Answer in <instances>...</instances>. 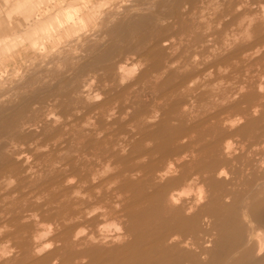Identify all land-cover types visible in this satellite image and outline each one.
<instances>
[{
  "label": "rangeland",
  "instance_id": "1",
  "mask_svg": "<svg viewBox=\"0 0 264 264\" xmlns=\"http://www.w3.org/2000/svg\"><path fill=\"white\" fill-rule=\"evenodd\" d=\"M180 1L182 4L180 6H178V3ZM241 1H242V3L244 2V0H241ZM241 1L237 0V2H239V3H237L236 0H131L129 5L125 8L124 12L119 15V17L116 19V21L111 23L110 25L106 26L103 29V31L100 35L105 36L106 39H103L102 41L100 39H97L94 41L90 40L88 42V44L86 45V47H84V49L82 50V54L80 56H76V58L72 57V56H66V57L62 58L61 59V63L63 64L62 69H56L55 67H53L51 70H49L47 68L37 67L36 69H33L22 82L17 83L12 88L6 89L4 91H0V98L7 96V99H0V118H2V119H0V129H1L0 130V138H1L0 139V146L2 147V145L5 144V142H8V141L13 142L14 141V145H15L16 150L19 149L20 151H22L21 154H19V156L22 157V159H23V160L21 159L19 162V161L13 160L12 157H7L8 159H6V156H8V154H5L6 156L0 155V160L3 156H5V158L3 157L4 162H2V163L0 162L1 163L0 164V179H1L0 180V196H1L0 197V222H1L0 226H4V225L10 226V227L8 226L10 229L9 231H6L2 235H0V242L10 239V240H12V243H14L13 246L16 247V249H18V255L14 256V258H13L14 260L11 259L9 261V264H52V261L56 258H59V257L60 258L58 260V264H77V261H80V260H84L86 262V264H173V263L174 264H223V263L224 264H256V263L257 264H264V259H262V257L256 256L255 247L252 249L249 247H246V244L249 245L247 243V237H248V232H249L248 224H250V220L248 217L249 216L248 210L249 209L251 210L257 206H260V204H262V201H264V166H262V162H264V100H263L264 98L262 96H259L258 93L257 94L255 92L253 93L252 87H251L252 91H250V86L248 87L249 89H247L246 88L247 83H246L245 87L242 86V83L244 85L245 84L244 82H247L250 77L255 76L259 72L264 71V55L260 59H258L259 61H256L255 65H257L258 69L257 68H255V69L249 68V66H248V65H250L253 67L255 62L248 64V62H246V59H243L241 62V57L236 58L233 55L234 49L240 48L241 45H243L244 43H246L249 40L242 38L240 43L238 42V44H237V42L234 43L233 41L228 40L227 36H230L233 33V31L234 32L240 31V29L236 25H238L239 20L244 15H246V13H245L246 10L247 11H256V12L259 11L258 7H256V9H254V10L252 9L253 7L250 8L251 5H253V4L258 5L259 0H249V5L246 6L241 12H237L236 11V6H237L236 3L240 4ZM184 2H186L187 4ZM187 6L189 7V9ZM214 6H217V7H214ZM193 7H195L194 10H190ZM221 10H223V11L221 12ZM193 11H194V13H193ZM234 11H235V13H234ZM142 12L147 14L146 17H148L149 20H151L153 22L156 21V22H155V24L147 26V27L143 26L141 28V30L138 32V34L134 35L130 32L129 26L127 27V25L121 23V20L123 22V19H124L122 16L125 15V16L130 17V18L132 17L131 19H135L137 17V15L142 13ZM189 13H191V15ZM203 16L205 18H203ZM179 20H181V21H179ZM222 22L223 23L226 22L227 24L225 23L222 25ZM263 22H264V20L262 18L257 17V19L254 22L255 25L253 23L252 28H251V30L254 29V31H251L252 32L251 33V35H252L251 40H254L255 38H257V36H261V34L263 35V33H264V31H263L264 30V23ZM160 23H161V25H160ZM169 23H171V24H169ZM259 23H262V24H259ZM116 24H121V25L118 26L119 28L114 32V35H113V33L108 32V31L113 26H115ZM154 25H155V28H153ZM176 25H178V26H176ZM161 26H162V29H161ZM163 26H166V27H163ZM185 27H186V29H185ZM216 27L218 29H216ZM257 27H258V29H257ZM184 29H185V31H184ZM224 30L226 33L224 32ZM166 31H169V32H166ZM171 31H173L174 34ZM182 32H183V34L180 35V33H182ZM160 33H161L162 37H164V35H167L165 37L167 38L168 41H171V42L172 41L178 42V41H180V38H182V44L178 45L177 49L175 50L176 55H173V56H177L179 54V58L181 56V58L183 57V58H188V60L189 59L191 60V64L189 63L188 67H191L193 69L191 70V68H190L187 71L188 78L191 77L194 79H198V77L200 76V78L202 79L201 80L199 78L200 80H195L197 82V83L196 82L195 83L198 86H200V87H198L197 85H195V86H197V89L195 91L192 89L193 87H191L189 90L184 89L183 91H180L181 92L180 94H177L174 96H166V97L163 96L162 98L157 96L159 91H164V89L168 90L171 88V86H172L171 83L176 82L180 78V77H178V75L180 76V73L183 72V69H182V72L178 71V72H176V74H175V72L171 73V75L173 74L171 76L172 78H168L166 81V84L164 82H159V81H162L161 78L160 79H158L157 77L154 78L156 75L155 76L150 75L148 77L146 76L145 78L143 76V78L141 79V81H139L138 84H135L134 86L127 88L126 90L123 89L125 87L123 86V88H122V86L118 82L112 83L109 81L108 82L105 81L107 79V74L102 73L101 80L98 81L94 85V89L100 88L103 92V94H102L103 99L102 100L105 102L103 104V109L101 107L96 108V106L94 107L95 109L94 108L92 109L93 105H95V104H93L94 101H89V102L86 101V103H85V101H83L84 103L80 102V104H81L80 105V104H78L79 102L77 103L75 101L76 98L73 95L72 96L70 95V93H72L71 90H73V88H72L73 86H75L77 84H79V85L82 84L84 79H87L88 76H93L94 74L97 75V72L94 69V67H87L86 69H85V67L89 63H94L96 57L99 56L98 54H101V50L104 51L106 48H108V46H111V47L117 46V48L119 50L116 51L115 55L121 56V58L123 57V59H125L126 57H130L131 55L138 57V58H143L144 56H147V55L149 56V52L146 53L144 50L145 46H147L146 42H149L148 45L151 47L150 49L155 53V54H153V56L156 55V56H154V58L155 59L161 58L164 61L166 58L169 57L168 51L165 50V52L163 53V50H160L162 48L157 46V44L155 46L153 45L155 47V49H152L154 47H152V45H150V42H151V44H153L154 41L149 39V36H150V38L155 37V36H157V34H160ZM198 33H200V34L198 35ZM172 34L174 36H171ZM205 34H206V36H204ZM145 36L148 37V40L144 39ZM138 37H140V39H138V41H137ZM141 37H143V38H141ZM190 37L192 40L189 39ZM133 38H134V40H133ZM169 38H170V40H169ZM129 39H131L132 41ZM214 39H216V40H214ZM226 40H228V43H225ZM128 41L132 42V43H130V45H129ZM134 41H135V43H134ZM115 42L117 43L116 45H115ZM192 43H193V45L191 46ZM95 44H96L97 50L93 51V49H95V48H93V45H95ZM112 44H114V45H112ZM118 44H120V45H118ZM232 44H233V46H232ZM121 45L124 47V50L122 49ZM125 45L126 46L128 45V46L126 47ZM131 45H135V46H131ZM194 45H195V47H194ZM229 45H231V46H229ZM189 46H190V49L188 48ZM90 47H92L93 49L92 48L90 49ZM130 47H132V48H130ZM232 47H233V49H232ZM120 48L123 51H121ZM157 48L159 51L157 50ZM194 48H195V50H194ZM218 48L220 49L219 51H217ZM163 49H164V47H163ZM137 50H139V51H137ZM181 50H183V51H181ZM225 51H226V53H225ZM230 51L232 53H229ZM143 52H145L147 55L143 54V56H139V53H143ZM195 53H197V54L194 55ZM228 55L230 56L231 60H232L231 56L233 55L234 56L233 60H236V61L232 60V62H231V60H229V58H228ZM150 56H152V55H150ZM162 56H163V58H162ZM184 56H186V57H184ZM191 57L192 58L198 57V59L194 60V59H191ZM192 60H194V61L192 62ZM196 62L199 64L198 67L196 66V64H197ZM224 62L226 64H228L227 68H226V65L224 68V65H223V64H225ZM233 62H236V63H233ZM213 63H214V66H212ZM221 63H223V64H221ZM163 64H164V62H163ZM208 64H210V65H208ZM231 64H233V66ZM246 64H247V66H246ZM207 65H208V67L210 66V69H208L207 71H211L210 72L211 74L209 73L208 75L206 74L208 72L204 71L205 69H207V67H206ZM219 65L221 66L220 68H222V66H223V68L226 70V71H223L224 69H221L224 73L220 70V68H218ZM261 65H262V67H261ZM101 66H103V63H101ZM241 66L244 68L247 67L248 71H247V69L245 70L244 68L241 69L242 68ZM204 67H206V68H204ZM235 67H237V68H235ZM198 68H199V70H198ZM229 69L232 71L237 69L238 72L236 71L237 73L236 72L230 73L232 71H230ZM190 70L192 71L191 74H190V72H191ZM243 70H245L247 72V74L249 73L250 75L249 74L247 75ZM228 71H230V72H228ZM184 72H185V70H184ZM241 72L244 73V76H243V73H241ZM216 73H217L218 77H217ZM220 73H222V74H220ZM238 73H240L241 76H239ZM251 73H253V74H251ZM57 74H59V75H57ZM237 74H238V77H236ZM98 75H100V74H98ZM175 75L177 76V79L176 78L173 79V77H175ZM205 75L207 77H204ZM209 75H211V76H209ZM214 75H216V77ZM225 75H230V77L229 76L226 77ZM193 76H195V77H193ZM209 77H211V78H209ZM262 77H264V76H262ZM203 78H206V79H203ZM224 78H227V79L224 80ZM234 78H236V80H233ZM102 81L105 82V84ZM235 81H237L238 83L236 82L234 84ZM74 83H76V84H74ZM106 83H107V85H106ZM22 84H24V86ZM239 84H240V86L244 87L243 90L236 89L237 87L238 88L240 87ZM233 85H238V86H233ZM102 86H104V87H102ZM209 86H211V87H209ZM221 86H223V89H221ZM18 87H20V89H18ZM108 87H110V89ZM14 88H16V89H14ZM22 88L23 89L25 88L24 90H26V91L24 92V90ZM117 89H120L122 91V93L120 92V90L117 91ZM225 89L228 91V93L226 92ZM237 90H240V91L237 92ZM9 93H10V95H9ZM235 93H236V95H234ZM66 94H68V95H66ZM226 94H228V95H226ZM65 96H66V98H65ZM185 96H187V98ZM192 96H194V98ZM215 96H216V98H215ZM179 97H182L185 100V102H187L186 104L189 106L192 104V102L196 104V107L192 110V113H195V114H191V115H187V114L185 115L184 114L185 121L195 123L199 120L203 121L204 119H206V121L211 122V123L207 122L206 125H203V126L196 129L197 131L195 133V136H197V138H196V140L193 141V145L197 148L199 147L197 152H200L202 150L201 149L202 145H204V144L206 145L207 150L204 153L206 155L201 154L200 156H193V157L189 156L188 158L186 156L185 157L186 159L184 161L185 165L177 167L178 173L176 175H173L172 178H169L167 180H163L164 181L163 183L160 181V178L156 179L153 177H150V178L146 177V178L142 179L141 181L136 182V184L133 187H129V189H127V188L124 189L126 198H124L122 200H118L116 197V194L113 191H114V189L119 190L121 188L123 180H119V182L117 181L119 184L114 182V181H108V183L106 184V186H108V187L104 186V189L106 187L105 191L108 192L109 194L105 195V198H103L104 199L103 201L99 200V197L97 198V196H93L92 199H90V201L88 199H86V201H87L86 206H87L88 210L89 211L96 210L95 214L90 216L91 217L90 220H92L94 222H98V223H102V222L106 223V222H109L112 220L117 221L121 217L122 220L120 219V221L123 222L124 225H126V227L128 226V227L133 229L132 238L140 241V244L130 245V246L127 245L123 249L112 248V247H91L90 245H88V248H85V245H83V244L79 245V243L77 241L73 240L72 235H70V234L68 235V233L66 232L67 230L65 229L66 227L69 228L70 226H73L72 223L78 224L81 227H85L86 229L91 228L89 226V224L84 219H83L84 221H82L83 223H81V219H77V221H76V219L71 217L72 214L75 213V209L79 208L77 203H78V201H80V197H82V196H80L82 194H79V196H80L79 197V196H77L78 195L77 193H79V192L75 193L76 191L73 192V190L78 189V191L80 190V192L84 190L85 193H87V194L89 191L88 187L85 186L86 184L85 185L83 183L79 184V182L77 180L79 178H81L82 176H86V174H89L88 173L89 166H92V164L94 165V164L98 163V161H101V160H102V162H104V164H108L109 163L108 161H110L112 163V164L110 163L111 165L115 164L113 167L109 164L108 169H107L108 175L110 176L108 178H111L112 174L114 175L117 170H120L122 167H125V165H127V166L133 165L134 160L131 159V161H130L129 156H134L135 154L134 153L133 154H131V153L130 154H120L117 157L116 155H111V152H109V151H111L109 149V146L107 147L105 145L107 147V148H105L104 144L103 145L99 144L102 148L99 145H95L94 148H93V146L91 147V145L90 146L87 145L86 148L83 147L85 149L82 148L81 150L86 152L87 154H89L91 156H89L88 158H80L76 155L78 152L73 151L74 148L75 147L77 148V146L79 145V141H77L78 139H74V138L75 137L76 138H80V137L82 138V136H85L84 133L81 132V131H83L82 129H84V128H90V127L94 128V127H96V125H97V127H99L100 125L104 126L106 124V121L101 116V113L104 110L105 111L107 110L109 112L111 109L113 110V108L116 110L113 112H117V114L119 116H118V120L116 123H114L112 125L106 124L107 127L109 126L108 128L106 127L107 130L110 131L111 129H114V130H112L113 133L111 132V134H110V136H111L110 138H112L114 140L124 138L125 134L127 135L128 133H130L128 131L131 129L138 131L139 136H141V134L146 132L145 129L148 130V128H146V125H145L146 122L143 120L142 117H140V116H142V113L153 114V112L155 111L154 109H156V107H157L158 101L161 102L162 104H166L167 101H174V100L178 99ZM245 97L247 98L246 100L249 99V101L244 102ZM251 98H252V100H251ZM104 99H107V100H104ZM258 99H259V101L257 102ZM218 100H220V102L221 101L222 102L225 101V102L223 104H222V102L221 103L219 102L217 104L216 102H218ZM106 101H108V102H106ZM241 101H242V103H240ZM254 102H255V104H254ZM59 103H61V104H59ZM76 103L80 106H78ZM95 103H96V101H95ZM74 104H75V106H74ZM230 105H232L231 108H229L228 110L225 109V108H227V106H230ZM72 106L75 107L74 109H72V110H74L73 112L77 113V111H78L77 121H76L77 125H76V123L73 124L75 126V127L72 126L74 128V129L72 128L73 131L69 127H67V129L69 131H64L63 126L56 125L55 127L50 126L51 131H50V127H46V128L40 127L38 132L32 133L27 129V131H25L24 133L23 132L20 133L19 131L16 132L14 130V128H16V127H12L9 123H6V121H5L6 118L9 119L14 115L19 114L21 109H26V116L29 119H31L30 121H32L34 123V120H33L34 117H36L38 114H40V115L42 113L44 114L45 111L47 112L49 109H51V110L53 109V111H54V109H56L55 111H58V110L61 111V109H63L62 111H65V110L67 111V107L72 108ZM104 106H107V107L104 108ZM200 107H201V109H200ZM246 107H249V108H246ZM253 107H255V109ZM98 108H100L101 110ZM222 108H224V110H225L224 112H222V110H223ZM41 109L43 111H41ZM83 109L86 111L85 115H84L85 111ZM86 109H88L89 111ZM245 109H248V110H245ZM94 110H95V112H94ZM117 110H119V111H117ZM220 111L222 112V113H220L221 116L218 115L219 114L218 112H220ZM247 111H248V113H247ZM252 111H254L253 112L254 114L252 113ZM91 112H93V113H91ZM126 112H128V113H126ZM213 112H214L213 118H210V117H212V114H210V113H213ZM215 112H217V116H216ZM27 113H29V114H27ZM71 113H72V111H71ZM224 113H225V115H224ZM125 114L127 115V117H125L126 116ZM88 115L90 116V120L88 119L89 118ZM96 115H99V116H96ZM207 115H211V116H207ZM200 116L201 117L205 116V118L204 119L202 118L203 119L202 120L200 118ZM214 116H216V117H214ZM227 116L230 119L234 118L236 116H239L241 118L243 117V123H240V124L235 126V127H238L240 125V127H238V128H234L232 126L229 127V126L225 125V121L229 120V118ZM93 117L95 119H93ZM99 117H102V118H99ZM120 117H122V118H120ZM130 117H132V119ZM133 118L135 119V121H133ZM80 119L82 120L83 123H81ZM92 119H93V122H92ZM211 119H215V120L213 121ZM95 120L97 123L95 122ZM101 120L103 123L100 122ZM130 120H132V121H130ZM127 121H129V123ZM142 121H143V123L141 124ZM86 122L89 125L91 124L93 127L91 125L89 127ZM134 122H136V124ZM84 123L87 124V127H86V124L84 125ZM138 123H140V124H138ZM98 124H100V125H98ZM116 124H117V126H116ZM122 124H123V127L125 126L124 128L122 127ZM175 124L177 126H179L180 123L177 122ZM83 125H84V127H82ZM128 125L131 127V129L129 128ZM140 125L143 127V129ZM166 125H168V123H166ZM56 128H57V130H56ZM77 129H79V130L77 131ZM53 130H56V131H53ZM58 131H59V133H58ZM117 131H119L121 136L118 134ZM50 132H51V134H50ZM56 133H58V135L60 136L59 141L57 138L58 135ZM114 133L115 134L117 133V135H114ZM63 135H65V137ZM80 135H82V136H80ZM224 135H225V137H224ZM47 136H50V137L52 136L53 139L50 137H47ZM70 136H72V137H70ZM118 136H120V138H118ZM46 137L48 139H46ZM69 138H72V139H69ZM216 138L218 141L215 142L214 139L216 140ZM220 138H222V139H220ZM226 138H229L230 140L225 141ZM23 139H25V140L23 141ZM34 139L36 140V142ZM37 139H38V141H37ZM39 139H41V140H39ZM68 139L70 142L68 141ZM43 140L46 142V143L45 142H43V143L46 144L47 147H46V145H43V144L41 145V141H43ZM51 140H56V143H55V141L51 142ZM63 140L65 142H62ZM204 140H205V142H203ZM17 141H19V143ZM30 141H31V143H30ZM60 141L62 143H60ZM222 141L224 143H222ZM211 142H214V143L211 144ZM231 142H233V145L231 144ZM37 143L38 144L40 143L39 146ZM227 143L231 144V146H230L231 149L229 148L230 151H232L231 154L230 153L228 154V151L226 153L223 151V149H221V147L225 146ZM29 144L31 145V147ZM65 144H67V145H65ZM71 144H73V145H71ZM179 144L180 143L175 144V146L180 147L181 145H179ZM57 145H61V146L58 147ZM64 145H65V147H64ZM212 145H216V146L219 145L218 147L220 148V150L218 152L216 151L217 153L213 152L212 151ZM35 146H38V147L41 146V147H40V149L38 147H36V148H38V149H36ZM43 146L48 148V149L44 148ZM53 147L56 149L54 150ZM60 147H62V148L60 149ZM89 147H91V149ZM43 148H44V150H43ZM50 148H52V151ZM89 149H90V151H89ZM104 149H106V150H104ZM107 149H109L108 153H107ZM162 149L166 150L167 147L158 148V150H155V152L151 153L152 154L151 155L152 160L150 163H153L152 165H154L157 168H159L160 166H163V164H166V162H167V160H163L164 155L162 153L165 154L166 151L165 150L163 151ZM26 150H28V151L26 152ZM57 150L61 151V152H58ZM63 150L67 151V152H64L66 154H64L62 152ZM160 150H161V152H160ZM182 150H183V148L180 149V151H182ZM235 150H237V153ZM92 151H94V153ZM104 151L107 153V155L110 153V155H108V157L110 156L109 158L107 157V155H105L106 153H104ZM49 152H51V153L49 154ZM53 152H55V153H53ZM59 153H61V154L59 155ZM35 155H37V156H35ZM38 155H40V156H38ZM61 155H63V156H61ZM126 155H127V157H126ZM42 156L44 157L43 159H42ZM45 156L46 157L47 156H49V157L53 156V157H52V159L49 157H47V159H46ZM58 157L59 158L61 157L60 160ZM29 158H31V159H29ZM54 158H56V160ZM66 158H67V161L69 160L68 162L66 161ZM98 158H99V160H98ZM110 158H111V160H110ZM117 158H120L119 160H126L127 164L122 163V165L120 164L121 166L120 165L117 166L118 164L114 162ZM234 158H236V159H234ZM25 159L27 162L25 161V163H24ZM34 159H35V161L37 160L36 161L37 163L34 161ZM50 159H51V161H50ZM61 159L63 161H61ZM96 159H97V161H96ZM38 161H39V164H38ZM59 161H60V163H59ZM29 162H30V165H28ZM77 162H78V164H77ZM206 162L207 163L209 162V165ZM12 163H14V164H12ZM22 163H23V165H22ZM48 163H50V164H48ZM3 164H5V166ZM56 164L62 165V167L58 166V165H57L58 166L57 167ZM63 165H64V167L66 166V168H64ZM18 166L20 169H22L21 167L24 168V166H30L31 168L29 167L30 169H26L27 170V172H26V170L24 171V169L20 170L18 168ZM223 166H226V168L229 169V173H228L229 177L226 180H224L225 176L218 178L217 177L218 173L215 172V171H217L218 168L220 169V167H223ZM16 167H17V169H15ZM33 167H34V169H33ZM46 167H48V168H46ZM243 167H244V169H243ZM39 168H40V170H39ZM68 168H69V170H68ZM82 168H84V169H82ZM245 168H247V169H245ZM253 170H254V172H253ZM28 171H29V173H28ZM42 171H45L46 174L43 173ZM63 171L65 173H63ZM33 172H35L36 174ZM40 172H42V176L43 175H46V176L41 177ZM69 172H70V174H69ZM38 173H40V174H38ZM78 173L81 175L79 176ZM199 173H201V174L199 175ZM8 174H10V176ZM64 174H66V176ZM57 175H59V176H57ZM195 175H197L196 177H198V182L206 183V184H208V186H210V190L212 191L210 195L217 197V198H214V200L212 201L211 204H205V206H203V208H201L204 214H207V215L211 214L212 215V211H213V214L217 215L216 216L217 230L212 228V231H210V228H209L210 222H208V221H210V220H208L209 218L205 217V218H203V220L200 219L203 222L202 223L201 221H199L197 219L196 215L193 214L194 211L191 214L186 215L185 213H186L187 208H183L180 206H173L168 201V196L172 191L180 190L183 186L187 185V182L189 180H191ZM5 177H9L8 182L16 179L15 183H13L11 185H9V183H8L6 185L4 183V181H2L3 179L6 180ZM58 178H60V179H58ZM33 179H35V180H33ZM46 179H47V181H46ZM67 179H69V180H67ZM231 180L233 182H231ZM44 181L46 182V184ZM67 181L69 183H67ZM31 182H33V183H31ZM160 182L162 184H160ZM36 183L38 185H36ZM261 184H263V185H261ZM46 185H48V186H46ZM80 185H82V186H80ZM1 186H3V187H1ZM4 186H6V188ZM34 186H36V187H34ZM78 186H79V188H78ZM18 187H20V188H18ZM38 187H40V188H38ZM64 187H66V188H64ZM41 188H42V190H41ZM55 188H56V190H55ZM59 188H60V190H59ZM61 188H62V190H61ZM93 190H95V189H93ZM34 192H36V193L34 194ZM46 192H49V193H46ZM61 192H63V193H61ZM65 192H68L69 194L68 193L65 194ZM13 193H15V194H13ZM54 193H57V194H54ZM72 193H74V195H71ZM219 193H222V194L226 193V195L228 194V196L225 198H223V196H221V198H219L218 197ZM37 194L39 196H37ZM50 194L53 196H51ZM10 195H12V196H10ZM58 195H60V196H58ZM36 196H37V198H36ZM87 196L88 195L85 194V197H87ZM143 196H146V197H143ZM49 198H50V200H49ZM57 198H59V199H57ZM60 198H61V201H60ZM139 198H141V199H139ZM35 199H37V201ZM53 199H55V200L52 202ZM49 201H50V203H49ZM55 201L58 203H56ZM134 201H135V203H134ZM25 202H27V203H25ZM62 202L64 204H62ZM116 202H117V205L120 204L119 207H116ZM229 202H231V203H229ZM7 203H9V204H7ZM32 203H35V204H32ZM48 203L52 204V205L48 207ZM129 203H132V204L129 205ZM23 204H24V206H22ZM96 204H99V205H97L98 207L96 206ZM126 204L129 206H127ZM227 204H229V205H227ZM71 205H72V207H70ZM95 206L97 209L95 208ZM99 206H101V207H99ZM34 207H35V209L37 207L36 211L37 212L39 211L41 213H39V212L36 213V211H34ZM64 207H65V209H64ZM21 208L23 210L26 209V211L24 210L25 213L23 212V210ZM46 208L50 211H48ZM104 209H106V210H104ZM16 210H18V211H16ZM27 210L28 211L30 210V211L28 212ZM47 211L50 213L47 214ZM31 213L37 214L36 216L39 217V221L36 222V220H33L31 217V216H33V214H31ZM117 215H118V217H117ZM243 215H246L248 217L247 223L242 218ZM19 216H22V217H19ZM48 216H50L52 218L49 217L50 218L49 219ZM17 217L19 220H17ZM55 217H57V218L59 217L62 219L60 220L58 218L59 219L58 220ZM217 217H219V218H217ZM229 218H230V220H229ZM2 219H4V220H2ZM5 219H6V221L8 220L9 222L8 221H7V223L2 222V221H5ZM22 220H24V221H22ZM24 222H26L25 223L26 229L24 228L25 227ZM40 222H48V223L55 224L57 226L56 232L58 230L61 231V232L58 231L57 233L55 232L56 234L54 233V236L50 237V239H52L53 241H56L57 244L58 243L59 244H58V246L54 247L52 250L46 252L45 254H47L48 257L46 256L45 258H42V255L40 257L38 256L39 258H37V256H34L32 254V249H33L32 236L37 231H39L38 223H40ZM104 223H102V224H104ZM219 223H221V224H219ZM10 224H12V225H10ZM27 224H29V226ZM232 224H234V225H232ZM220 226H222L224 230ZM63 227H65V228H63ZM232 228H233V231H232ZM61 229H63V231ZM64 229H65V231H64ZM77 229H79V228H77ZM161 229L162 230L166 229V232H168V233L185 232V233H187L188 239L186 240V242L171 243V239L168 237L169 239L163 238V240H161V242L159 244H150V243L145 244V243H143V240L145 237L155 239L157 236L161 235L162 234ZM205 229H206V231H205ZM14 231H16V232H14ZM222 231H224V232H222ZM30 232H31V234H30ZM225 233L227 234L226 236H225ZM231 233H232V235H231ZM235 235H237V236H235ZM230 236H232V237H230ZM234 237H236L237 239ZM241 238H244V239H241ZM234 239H235V242H234ZM190 240H192V241H190ZM217 240H219V241H217ZM220 240H222L223 242ZM231 241H232V243H231ZM239 241H240V243H238ZM155 247H157V248H155ZM205 247H206V249H205ZM199 250H200V252H199ZM205 250H207L208 253ZM210 251H211L212 255L210 254ZM208 255H211V256H208ZM31 257H33V258H31ZM40 258H42V259H40ZM205 258H206V260H205ZM59 261H61V262H59ZM260 261H261V263H260Z\"/></svg>",
  "mask_w": 264,
  "mask_h": 264
},
{
  "label": "bare ground",
  "instance_id": "2",
  "mask_svg": "<svg viewBox=\"0 0 264 264\" xmlns=\"http://www.w3.org/2000/svg\"><path fill=\"white\" fill-rule=\"evenodd\" d=\"M241 1V0H240ZM236 2H237V0H236ZM184 3H186V2H184ZM237 3H239V2H237ZM237 3H236V5H237ZM241 3H242V1H241ZM182 3H181V1L178 3V6H180ZM187 4V3H186ZM189 4V3H188ZM235 5V6H236ZM249 5V4H248ZM194 6V5H193ZM130 7V6H129ZM188 7V6H187ZM186 7V8H187ZM214 7H217V6H214ZM213 7V8H214ZM223 7V6H222ZM225 7V6H224ZM180 8V7H179ZM194 8L195 7H193L192 9H190V10H194ZM250 8H252V7H250ZM129 9V8H128ZM188 9H189V7H188ZM253 10L254 9H256V8H252ZM186 10V9H185ZM223 10H221V12H222ZM187 12V11H186ZM185 12V13H186ZM175 13V12H174ZM192 13V12H191ZM191 13H189L190 15H191ZM193 13H194V11H193ZM234 13H235V11H234ZM244 13V12H243ZM245 13H246V15H249V16H251L253 13H256V11H245ZM187 14V13H186ZM220 14V13H219ZM153 15V14H152ZM234 15V14H233ZM239 15V14H238ZM147 16V14H145V13H140V14H138L137 15V17L135 18V19H131L130 17H127V16H125V15H123L122 17L124 18L123 19V22H122V20H121V23H123V24H125V25H127V27L129 26V30H130V32L132 33V34H134V35H137L138 34V32L141 30V28L143 27V26H150V25H153V24H155V22H153V21H151V20H149L148 19V17H146ZM177 16V15H176ZM195 16V15H194ZM200 16V15H199ZM217 16V15H216ZM245 16V15H244ZM191 17V16H190ZM203 18H205L204 16H203ZM257 19V18H256ZM263 20H264V18H262ZM179 21H181V20H179ZM178 21V22H179ZM224 21V20H223ZM231 21V20H230ZM227 22V21H226ZM225 22V23H226ZM225 23H223L222 22V25L223 24H225ZM228 23V22H227ZM226 23V24H227ZM258 23V22H257ZM264 23V22H263ZM169 24H171V23H169ZM229 24V23H228ZM259 24H262V23H259ZM258 24V25H259ZM121 24H116L115 26H113L108 32H111V33H113V35H114V32L119 28L118 26H120ZM160 25H161V23H160ZM175 25V24H174ZM180 25V24H179ZM211 25V24H210ZM254 25H255V23H254ZM176 26H178V25H176ZM219 26V25H218ZM217 26V27H218ZM237 26V25H236ZM163 27H166V26H163ZM173 27V26H172ZM216 27V29H218ZM153 28H155V25H154V27ZM160 28V27H159ZM200 28V27H199ZM256 28V27H255ZM157 29V28H156ZM161 29H162V26H161ZM160 29V30H161ZM185 29H186V27H185ZM185 29H184V31H185ZM257 29H258V27H257ZM256 29V30H257ZM176 30V29H175ZM178 30V29H177ZM180 30V29H179ZM255 30V31H256ZM181 31V30H180ZM195 31V30H194ZM251 31H254V29L253 30H251ZM259 31V30H258ZM257 31V32H258ZM262 31V30H261ZM264 31V30H263ZM262 31V32H263ZM155 32V31H154ZM166 32H169V31H166ZM173 34H174V32L173 31H171ZM224 32H225V30H224ZM234 32V31H233ZM150 33V32H149ZM203 33V32H202ZM226 33V32H225ZM232 33V32H231ZM252 33V32H251ZM151 34V33H150ZM163 34V33H162ZM171 35V36H174V35ZM181 34H183V32L182 33H180V35ZM200 33H198V35H199ZM109 35V34H108ZM111 35V34H110ZM155 35V34H154ZM202 35V34H201ZM152 36V35H151ZM165 36H167V35H164V37H162V35H161V33L160 34H157V36H155V37H151L150 38V36H149V39H151L152 41H154L153 42V44H151V42H150V45H152V47H154L156 44H157V46H159L160 48H162V49H160V50H163V53L165 52V50L166 51H168V53H169V57L168 58H166L164 61H163V59H161V58H154V56H156V55H154L153 56V54H155L150 48V46L148 45V43L149 42H146L147 43V46H145V48H144V50H145V52L146 53H148L149 52V56L145 53V52H143V53H139V56H143V54H146L147 56H144L143 58H138V57H136L137 58V60H139L141 63H143L144 64V67H143V69H141L140 70V72H139V74L133 79V80H131L128 84H126V85H123L125 88H123V86H122V88L123 89H127V88H130V87H132V86H134L135 84H138L139 83V81H141V79L143 78V76H144V78L147 76H155L154 78H158V79H162V81H159V82H164L165 84H166V81H167V79L168 78H172L171 76L173 75H171V73H174L175 72V74H176V72H178V71H181L182 72V69H183V72L182 73H180V76L178 75V77H180L176 82H173V83H171V88L170 89H168V90H166V89H164V91H159L158 92V97H163V96H174V95H177V94H180L181 92L180 91H183L184 89H190L191 87H189V83L190 82H192V81H195V80H200L201 78H200V76L198 77V79H194V78H188V73H187V71L191 68V67H188L189 66V63L191 64V60L189 61L188 60V58H181V56H180V58H179V54L177 55V56H173V55H176V49H177V47H178V45H181L182 44V38H180V41H178V42H175V41H168L167 40V38L165 37ZM204 36H206V34L204 35ZM209 36V35H208ZM226 36V35H225ZM126 37V36H125ZM184 37V36H183ZM228 37V36H227ZM226 37V38H227ZM141 38H143V37H141ZM225 38V39H226ZM122 39V38H121ZM124 39V38H123ZM138 39H140V37H138L137 38V41H138ZM144 39H147L148 40V37L147 36H145L144 37ZM175 39V38H174ZM173 39V40H174ZM189 39H191V37L189 38ZM213 39V38H212ZM129 40H131V39H129ZM133 40H134V38H133ZM142 40V39H141ZM169 40H170V38H169ZM192 40V39H191ZM214 40H216V39H214ZM220 40V39H219ZM222 40V39H221ZM224 40V39H223ZM121 41V40H120ZM132 41V40H131ZM145 41V40H144ZM164 41H168V44L165 46L164 44H163V42ZM231 41V40H230ZM229 41V42H230ZM241 41V40H240ZM129 42V41H128ZM130 43H132V42H129L128 44L130 45ZM134 43H135V41H134ZM187 43V42H186ZM235 43V42H234ZM240 43V42H239ZM244 43V42H243ZM117 43L115 42V45H116ZM200 44V43H199ZM215 44V43H214ZM238 44V43H237ZM236 44V45H237ZM112 45H114V44H112ZM118 45H120V44H118ZM154 45V46H153ZM193 45V43L191 44V46ZM240 45V44H239ZM122 46V45H121ZM126 46V45H125ZM128 46V45H127ZM126 46V47H127ZM131 46H135V45H131ZM156 46V47H157ZM226 46V45H225ZM232 46H233V44H232ZM163 47H164V49H163ZM194 47H195V45H194ZM197 47V46H196ZM202 47V46H201ZM92 47H90V49H91ZM93 48H95V49H93ZM93 51L94 50H97L96 49V44L95 45H93ZM106 48V47H105ZM130 48H132V47H130ZM189 49H190V46L188 47ZM187 48V49H188ZM216 48V47H215ZM258 48H264V33H263V35L261 34V36H257V38H255L254 40H249V41H247L246 43H244L243 45H241L240 46V48H238V49H234V56L236 57V58H239V57H241V62H242V60L243 59H246V62H248V64H251V63H254V65H253V67L252 66H250V65H248L249 66V68H253V69H255V68H257L258 69V67H257V65H255L256 64V61H259L258 59H260L263 55H264V51H261L260 52V54L259 55H256L255 54V50L256 49H258ZM121 49V48H120ZM122 49L124 50V47L122 46ZM121 49V51H123ZM152 49H155V47L154 48H152ZM226 49V48H225ZM232 49H233V47H232ZM119 49L117 48V46H108V48H106L104 51H102L101 50V54H98L99 56L98 57H96V59H95V61H94V63H89L88 65H86V67H85V69L87 68V67H94V69L96 70V72H97V75L96 74H94L93 76H88V78L87 79H84V81H83V83L82 84H77V85H75V86H73L72 88H73V90H71L72 91V93H70V95L72 96H74L75 98H76V102L78 103V104H80V102H83V101H85V103H86V101H88L89 102V100H87L86 99V94L84 93V91H83V85L85 84V83H87L89 80H91V79H95V81H96V83L98 82V81H100L101 80V75H102V73H106L107 74V79L105 80V81H109V82H112V83H115V82H118V80H119V76H118V73H117V71H116V67H117V64L118 63H120L121 61H123L124 59H123V57L121 58V56H118V55H115V53H116V51H118ZM150 50V51H149ZM157 50H158V48H157ZM156 50V51H157ZM194 50H195V48H194ZM213 50V49H212ZM220 49L218 48V50L217 51H219ZM222 50V49H221ZM227 50V49H226ZM230 50V49H229ZM132 51V50H131ZM136 51V50H135ZM137 51H139V50H137ZM159 51V50H158ZM157 51V52H158ZM181 51H183V50H181ZM100 52V51H99ZM186 52V51H185ZM194 52V51H193ZM119 53V52H118ZM180 53V52H179ZM191 53V52H190ZM222 53V52H221ZM225 53H226V51H225ZM229 53H232L231 51L229 52ZM228 53V54H229ZM197 53H195L194 55H196ZM138 55V54H137ZM150 55H152V56H150ZM181 55V54H180ZM226 55V54H225ZM230 55V54H229ZM228 55V58H229V60H231L230 59V56ZM231 56V58H232V60H233V58H234V56ZM132 56V55H131ZM165 56V55H164ZM187 56V55H186ZM186 56H184V57H186ZM191 56V55H190ZM217 57V56H216ZM224 57V56H223ZM226 57V56H225ZM76 58V57H75ZM162 58H163V56H162ZM80 59V58H79ZM191 59H193L192 57H191ZM219 59V58H218ZM217 59V60H218ZM232 60H231V62H232ZM104 61V62H103ZM164 62V64H163V62ZM194 60H192V62H193ZM219 61V60H218ZM233 61H236V60H233ZM89 62V61H88ZM227 62V61H226ZM101 63H103V66H101ZM197 63V62H196ZM225 63V62H224ZM233 63H236V62H233ZM221 64H223V63H221ZM241 64V63H240ZM174 65V66H173ZM208 65H210V64H208ZM208 65L206 66L207 67V69H205L204 71L205 72H208V73H206L207 75L211 72V71H207L208 69H210V66L208 67ZM224 65V68H225V65H226V68H227V65L228 64H223ZM232 66H233V64H231ZM259 65V64H258ZM263 65V64H262ZM262 65H261V67H262ZM196 66L198 67L199 66V64L197 63L196 64ZM212 66H214V63L212 64ZM243 66V65H242ZM241 66V67H242ZM246 66H247V64H246ZM206 67H204V68H206ZM221 66L219 65V67L218 68H220ZM231 67V66H230ZM202 68V67H201ZM214 68V67H213ZM223 68V66H222V68H220V70L221 69H224ZM229 68V67H228ZM235 68H237V67H235ZM244 67H242L241 69H243ZM193 68H191V70H192ZM245 70L247 69V67L246 68H244ZM184 70H185V72H184ZM190 70V71H191ZM196 70V69H195ZM198 70H199V68H198ZM202 70V69H201ZM230 70V69H229ZM245 70H243L246 74H247V72L245 71ZM252 70V69H251ZM260 70V69H259ZM102 71V72H101ZM222 71V70H221ZM223 71H226L225 69L223 70ZM222 71V72H223ZM230 71H232V70H230ZM230 71H228V72H230ZM237 71V69H235L234 71H232V72H230V73H233V72H236ZM247 71H248V69H247ZM253 71V70H252ZM214 72V71H213ZM238 72V71H237ZM236 72V73H237ZM254 72V71H253ZM256 72V71H255ZM259 72V71H258ZM192 73V71L190 72V74ZM194 73V72H193ZM202 73V72H201ZM224 73V72H223ZM226 73V72H225ZM241 73H243V72H241ZM82 74V73H81ZM98 74H100V75H98ZM189 74V75H190ZM203 74V73H202ZM201 74V75H202ZM205 74V73H204ZM211 74V73H210ZM220 74H222V73H220ZM227 74V73H226ZM229 74V73H228ZM239 74V76H241V74L240 73H238ZM238 74H237V76L236 77H238ZM249 74V73H248ZM247 74V75H248ZM251 74H253V73H251ZM57 75H59V74H57ZM213 75V74H212ZM216 75H217V73H216ZM216 75H214L215 77H216ZM250 75V74H249ZM81 76V75H80ZM196 76V75H195ZM195 76H193V77H195ZM209 76H211V75H209ZM226 77H230V75H225ZM243 76H244V73H243ZM262 76H264V71H262V72H259L257 75H255V76H252V77H250L249 78V80L247 81V82H244L245 84L243 85V83H242V86H246V83H247V89H249L248 87L250 86V91H252L253 90V93L255 92L256 94L258 93V95L259 96H262L263 98H264V92H260L259 91V89H258V85H260V84H262V83H264V79H262V78H264V77H262ZM77 77V76H76ZM82 77V76H81ZM80 77V78H81ZM197 77V76H196ZM204 77H207L206 75L204 76ZM217 77H218V75H217ZM232 77V76H231ZM174 78H176L177 79V76L175 75V77H173V79ZM200 78V79H199ZM209 78H211V77H209ZM233 78V77H232ZM246 78V77H245ZM244 78V79H245ZM99 79V80H98ZM152 79V78H151ZM203 79H206V78H203ZM222 79V78H221ZM225 79H227V78H224V80ZM230 79V78H229ZM66 80V79H65ZM202 80V79H201ZM217 80V79H216ZM233 80H236V78H234ZM156 81V80H155ZM221 81V80H220ZM103 82V81H102ZM196 82V81H195ZM237 81H235L234 82V84L236 83ZM95 83V84H96ZM104 84H105V82H103ZM158 83V82H157ZM197 83V82H196ZM194 84L192 87V89L195 91L196 89H197V84ZM220 83V82H219ZM238 83V82H237ZM27 84V83H26ZM34 84V83H33ZM74 84H76V83H74ZM99 84V83H98ZM102 84V83H101ZM103 84V85H104ZM109 84V83H108ZM160 84V83H159ZM162 84V83H161ZM200 84V83H199ZM228 84V83H227ZM23 86H24V84H22ZM35 85V84H34ZM106 85H107V83H106ZM195 85H197V86H195ZM215 85V84H214ZM163 86V85H162ZM233 86H238V85H233ZM239 86H240V84H239ZM242 86H240L239 88L237 87L236 89H241V90H243L244 89V87H242ZM27 87V86H26ZM102 87H104V86H102ZM107 87V86H106ZM198 87H200V86H198ZM203 87V86H202ZM209 87H211V86H209ZM242 87V88H241ZM251 87L253 88L252 90H251ZM17 88V87H16ZM16 88H14V89H16ZM109 89H110V87H108ZM107 88V89H108ZM115 88V87H114ZM229 88V87H228ZM18 89H20V87H18ZM23 89V88H22ZM21 89V90H22ZM25 89V88H24ZM23 89V90H24ZM121 89V88H120ZM120 89H117V91H119ZM132 89V88H131ZM191 89V90H192ZM221 89H223V86H221ZM235 89V88H234ZM13 90V89H12ZM226 90V89H225ZM19 91V90H18ZM26 90H24V92H25ZM94 91H98V92H100L101 93V95L103 94V92H102V90L100 89V88H98V89H94ZM198 91V90H197ZM240 90H237V92H239ZM245 91V90H244ZM16 92V91H15ZM14 92V93H15ZM21 92V91H20ZM120 92L122 93V91L120 90ZM213 92V91H212ZM220 92V91H219ZM224 92V91H223ZM226 92L228 93V91L226 90ZM236 92V93H237ZM45 93V92H44ZM66 93V92H65ZM236 93L234 94V95H236ZM21 94V93H20ZM69 94V93H68ZM68 94H66V95H68ZM223 94V93H222ZM226 95H228V94H226ZM103 96V95H102ZM112 96V95H111ZM110 96V97H111ZM154 96V95H153ZM245 96V95H244ZM258 96V97H259ZM186 98H187V96H185ZM193 98H194V96H192ZM228 97V96H227ZM226 97V98H227ZM65 98H66V96H65ZM70 98V97H69ZM215 98H216V96H215ZM262 98V99H263ZM63 99V98H62ZM110 99V98H109ZM247 98L245 97V100H244V102L245 101H249V99L248 100H246ZM104 100H107V99H104ZM193 100V99H192ZM242 100V99H241ZM251 100H252V98H251ZM264 100V99H263ZM62 101V100H61ZM158 101V100H157ZM191 101V100H190ZM259 101V99L257 100V102ZM63 102V101H62ZM106 102H108V101H106ZM216 102V101H215ZM214 102V103H215ZM220 102V100H218V102H216L217 104ZM222 102V101H221ZM220 102V103H221ZM225 101H223L222 102V104L224 103ZM76 103V104H77ZM84 103V102H83ZM105 102L103 101V100H101V101H98V102H96L95 103V101H94V103L93 104H95V105H93V107H92V109L96 106V108L97 107H101L102 109H103V104H104ZM187 102H185V100L182 98V97H179L178 99H176V100H174V101H167V103L166 104H162L161 102H159L158 101V103H157V107H156V109H154L155 111L153 112V114H146V113H142V116H140V117H142L143 118V120L146 122L145 123V125H146V128H148V130L147 129H145L146 130V132L145 133H143V134H141V136H139V132L138 131H136V130H133V129H131V127L129 126V128L131 129V130H129L128 132H130V133H128L127 135L125 134V136H124V138H121V139H117V140H114V139H112V138H110L111 136H110V134H111V132H112V130H114V129H111L110 131L109 130H107V128L109 127H107V125H112V124H114V123H116L117 122V120H118V114H117V112H113V111H116L114 108H113V110L111 109L109 112L106 110H104L102 113H101V116L104 118V120L106 121V124L103 126V125H100V124H98V125H100L99 127H97V125H96V127H94V128H91L90 127V125L88 124V126L90 127V128H84V129H82L83 131H81L82 133H84V135L85 136H82V135H80V136H82V138L80 137V138H74V139H78L77 141H79V145L77 146V148L75 147L74 148V150L73 151H76V152H78L76 155L78 156V157H80V158H88L89 156H91V155H89V154H87L86 152H84V151H82L81 149L83 148V147H87V145L88 146H90L91 145V147L93 146V148H94V146L95 145H99V144H104V146L106 145L107 147L109 146V149L111 150V151H109V152H111V155H116L117 157L120 155V154H135L134 156H129L130 158H129V160L131 161V159H133L134 160V163H133V165H131V166H127V165H125V167H122L120 170H117L116 172H115V174L113 175L112 174V177L111 178H108V177H110L109 175H108V172H107V169H108V166H109V164L111 163L110 161H108L107 163L108 164H104V162H102V160L101 161H98V163H96V164H92V166H89V169H88V173L89 174H86V176H82L81 178H79L77 181L79 182V184H81V183H83L85 186H87L88 187V194L87 193H85V191L83 190V191H81L80 192V190L78 191V189H72L73 190V192L74 191H76L75 193H77V192H79V193H77L78 195L77 196H79V194H82V195H80V196H82V197H80V201H78V203H77V205H78V209L76 208L75 209V213H73L72 214V218H74V219H76V221H77V219H81V223H83L82 221H86L88 224H89V226L91 227L90 229H88V234L89 235H93V234H95V235H99V233H98V231H97V229H98V227L102 224V223H104V222H102V223H98V222H94V221H92V220H90V216H88V212H89V210H88V208H87V206H86V199H88L89 201H90V199H92V197L93 196H97V198L99 197V200H104L103 198H105V195L106 194H109L108 192H106L105 191V189H106V187H108V186H106V184L108 183V181H114V182H116V183H118L119 182V180H123V183H122V186H121V188L118 190V189H114V193L116 194V197H117V199L118 200H122V199H124V198H126V195H125V192H124V189L125 188H127V189H129V187H133L135 184H136V182H138V181H141L142 179H144V178H146V177H148V178H150V177H153V178H160L158 175H157V173L158 172H161V171H163V170H165V168H166V166H167V164H168V162L169 161H172L175 165H176V168L177 167H180V166H183V165H185L184 163V161H185V157L187 156V158L189 157V156H191V157H193V156H200L201 154H204L205 152H206V145L204 144V145H202V147H201V151L200 152H197L198 151V148L197 147H195L194 145H193V141L194 140H196V138H197V136H195V133H196V129L197 128H199V127H201V126H203V125H206V123L207 122H209V121H206V119H204L205 118V116L204 117H201L200 116V118L203 120V121H201V120H199V121H197V122H193V123H191V122H187V121H185V119H184V114L186 115H191V114H195V113H192V110L196 107V104L195 103H193L192 102V104L189 106V105H187L186 104ZM240 103H242V101L240 102ZM239 103V104H240ZM59 104H61V103H59ZM77 104V105H78ZM238 104V103H237ZM254 104H255V102H254ZM253 104V105H254ZM257 104V103H256ZM81 105V104H80ZM80 105H78V106H80ZM87 105V104H86ZM107 105V104H106ZM229 105V104H228ZM74 106H75V104H74ZM85 106V105H84ZM115 106V105H114ZM222 106V105H221ZM231 106L232 105H230V106H227V108H225V109H229V108H231ZM107 106H104V108H106ZM150 107V106H149ZM220 107V106H219ZM226 107V106H225ZM250 107V106H249ZM249 107H246V108H249ZM34 108V107H33ZM75 107H73L72 106V108H69V107H67V111L65 110V111H62L63 109H61V111L60 110H58V111H55L56 109H54V111H53V109L51 110V109H49L47 112L45 111V113L43 114H38L36 117H34L33 118V120H34V123L32 122V121H30L31 119H29L27 116H26V109H21V111H20V113L19 114H17V115H14V116H12L11 118H6L5 119V121H6V123H9L12 127H16V128H14V130L16 131V132H20V133H24L25 131H27V129L30 131V132H38L39 131V129H40V127L41 128H43V127H55L56 125H61V126H63L64 128V131H69L68 129H67V127H69V128H73L72 126H74L73 124H75L76 123V125H77V113H78V111H77V113L76 112H73L74 110H72V109H74ZM86 108V107H85ZM109 108V107H108ZM154 108V107H153ZM218 108V107H217ZM252 108V107H251ZM254 109H255V107H253ZM258 108V107H257ZM35 109V108H34ZM95 109V108H94ZM98 109H100V108H98ZM198 109V108H197ZM200 109H201V107H200ZM215 109V108H214ZM223 110H222V112H224L225 110H224V108H222ZM84 110V109H83ZM86 110H88V109H86ZM101 110V109H100ZM121 110V109H120ZM129 110V109H128ZM210 110V109H209ZM245 110H248V109H245ZM41 111H43L42 109H41ZM71 111H72V113H71ZM85 111V110H84ZM89 111V110H88ZM93 111V110H92ZM112 111V112H111ZM117 111H119V110H117ZM141 111V110H140ZM211 111V110H210ZM218 111V110H217ZM94 112H95V110H94ZM129 112V111H128ZM128 112H126V113H128ZM221 111L220 112H218L219 114L218 115H220V113H222ZM254 111H252V113H253ZM85 113H86V111L84 112V115H85ZM90 113V112H89ZM91 113H93V112H91ZM98 113V112H97ZM96 113V114H97ZM119 113V112H118ZM123 113V112H122ZM201 113V112H200ZM207 113V112H206ZM216 113V116H217V112H215ZM230 113V112H229ZM242 113V112H241ZM247 113H248V111H247ZM256 113V112H255ZM27 114H29V113H27ZM158 114V115H157ZM197 114V113H196ZM210 114H212V117H210V118H213V114H214V112L213 113H210ZM254 114V113H253ZM124 115V114H123ZM122 115V116H123ZM126 115V114H125ZM224 115H225V113H224ZM223 115V116H224ZM250 115V114H249ZM96 116H99V115H96ZM207 116H211V115H207ZM216 116H214V117H216ZM221 116V115H220ZM32 117V116H31ZM89 117V118H88ZM88 119L90 120V116L88 115ZM102 117H99V118H102ZM124 117V116H123ZM125 117H127V115L125 116ZM136 117V116H135ZM153 117H155V119H152ZM228 117V116H227ZM86 118V117H85ZM120 118H122V117H120ZM129 118V117H128ZM131 119H132V117H130ZM188 118V117H187ZM195 118V117H194ZM229 118V117H228ZM0 119H2V118H0ZM83 119V118H82ZM93 119H95L94 117H93ZM93 119H92V122H93ZM98 119V118H97ZM125 119V118H124ZM127 119V118H126ZM226 119V118H225ZM230 119V118H229ZM232 119V118H231ZM81 120V119H80ZM86 120V119H85ZM121 120V119H120ZM128 120V119H127ZM198 120V119H197ZM211 120H215V119H211ZM242 120H243V117H242ZM88 121V120H87ZM130 121H132V120H130ZM133 121H135V119L133 118ZM137 121V120H136ZM95 122H96V120H95ZM100 122H102V120L100 121ZM125 122V121H124ZM128 123H129V121H127ZM138 122V121H137ZM177 122H179L180 124H179V126H177L175 123H177ZM199 122V123H198ZM81 123H83L82 122V120H81ZM80 123V124H81ZM86 123H84V125L86 124ZM97 123V122H96ZM99 123V122H98ZM103 123V122H102ZM133 123V122H132ZM131 123V124H132ZM135 124H136V122H134ZM143 123V121L141 122V124ZM166 123H168V125H166ZM209 123H211V122H209ZM87 124H86V127H87ZM125 124V123H124ZM138 124H140V123H138ZM84 125L82 126V127H84ZM126 125V124H125ZM213 125V124H212ZM226 125V124H225ZM92 126V125H91ZM116 126H117V124H116ZM141 126V125H140ZM224 126V125H223ZM51 127H50V131H51ZM75 127V126H74ZM80 127V126H79ZM93 127V126H92ZM107 127V128H106ZM122 127H123V124H122ZM125 127V126H124ZM123 127V128H124ZM127 127V126H126ZM142 127V126H141ZM205 127V126H204ZM229 127H231V126H229ZM238 127H240V125L238 126ZM238 127H234V128H238ZM44 128V129H45ZM118 128V127H117ZM122 128V129H123ZM128 128V127H127ZM59 129V128H58ZM62 129V130H63ZM66 129V130H65ZM74 129V128H73ZM73 129H72V131H73ZM116 129V128H115ZM119 129V128H118ZM121 129V128H120ZM142 129H143V127H142ZM1 130V129H0ZM56 130H57V128H56ZM56 130H53V131H56ZM60 130V129H59ZM79 129H77V131H78ZM233 130V129H232ZM116 131V130H115ZM123 131V130H122ZM141 131V130H140ZM234 131V130H233ZM10 132V131H9ZM8 132V133H9ZM15 132V133H16ZM41 132V131H40ZM118 132V134L120 135V133H119V131H117ZM227 132V131H226ZM230 132V131H229ZM58 133H59V131H58ZM58 133H56L57 135H58ZM113 133V132H112ZM231 133V132H230ZM50 134H51V132H50ZM49 134V135H50ZM55 134V135H56ZM67 134V133H66ZM71 134V133H70ZM78 134V133H77ZM200 134V133H199ZM42 135V134H41ZM69 135V134H68ZM79 135V134H78ZM114 135H117V133L115 134L114 133ZM64 137H65V135H63ZM67 136V135H66ZM74 136V135H73ZM76 136V135H75ZM121 136V135H120ZM120 136H118V138H120ZM122 136V137H123ZM47 137H50V136H47ZM46 137V139H48ZM59 135H58V141H59ZM62 137V136H61ZM70 137H72V136H70ZM78 137V136H77ZM224 137H225V135H224ZM223 137V138H224ZM50 138H52L53 139V137L51 136ZM1 139V138H0ZM32 139V138H31ZM36 139V138H35ZM34 139V140H35ZM56 139V138H55ZM66 139V138H65ZM69 139H72V138H69ZM69 139H68V141H69ZM220 139H222V138H220ZM219 139V140H220ZM3 140V139H2ZM17 140V139H16ZM25 139H23V141H24ZM39 140H41V139H39ZM226 140H230L229 138H226L225 139V141ZM33 141V140H32ZM37 141H38V139H37ZM48 141V140H47ZM53 141H55V143H56V140H51V142H53ZM67 141V140H66ZM75 141V140H74ZM76 141V142H77ZM214 141L216 142V141H218L217 140V138H216V140L214 139ZM18 143H19V141H17ZM16 142V143H17ZM35 142H36V140H35ZM43 142H45L44 140L43 141H41V145L43 144V145H46V144H44ZM62 142H65L64 140L62 141ZM61 141H60V143H62ZM70 142V141H69ZM203 142H205V140L203 141ZM17 143V144H18ZM22 143V142H21ZM30 143H31V141H30ZM46 143V142H45ZM58 143V142H57ZM59 143V144H60ZM68 143V142H67ZM178 143H180L179 145H181L180 147L179 146H175V144H178ZM210 143V142H209ZM212 143H214V142H211V144ZM222 143H224L223 141H222ZM237 143V142H236ZM35 144V143H34ZM38 144V143H37ZM40 144V143H39ZM39 144H38V146H39ZM75 144V143H74ZM210 144V145H211ZM231 144L233 145V142H231ZM231 144L230 143H227L225 146H223V147H221V149H223V151L224 152H226L227 153V151H228V154L230 153L231 154V152L232 151H230V149H231ZM30 145V144H29ZM54 145V144H53ZM62 145V144H61ZM61 145H57L58 147L59 146H61ZM65 145H67V144H65ZM65 145H64V147H65ZM71 145H73V144H71ZM243 145V144H242ZM22 146V145H21ZM20 146V147H21ZM24 146V145H23ZM38 146H35V148L36 147H38ZM100 146V145H99ZM105 146V148H107ZM199 146V145H198ZM219 146V145H218ZM218 146H216V145H212V151L213 152H218L219 150H220V148L218 147ZM17 147V146H16ZM30 147H31V145H30ZM41 147V146H40ZM40 147H38L39 149H40ZM44 147V146H43ZM46 147H47V145H46ZM46 147H44V148H46ZM51 147V146H50ZM70 147V146H69ZM73 147V146H72ZM91 147H89L90 149H91ZM101 147V146H100ZM163 147H167V149L165 150L166 152H165V154L164 153H162L163 155H164V157H163V160H167V162H166V164H163V166H160L159 168H157V167H155L154 165H152L153 163H150L151 162V160H152V158H151V153H153V152H155V150H158V148H163ZM208 147V146H207ZM22 148V147H21ZM38 148H36V149H38ZM44 148H43V150H44ZM54 148V147H53ZM62 147H60V149H61ZM85 148H83V149H85ZM102 148V147H101ZM181 148H183V150L182 151H180V149ZM230 148V149H229ZM46 149H48V148H46ZM51 149V151H52V148H50ZM56 148H54V150H55ZM59 149V150H60ZM67 149V148H66ZM90 149H89V151H90ZM109 149H107V153H108V150ZM218 149V150H217ZM103 150V149H102ZM104 150H106V149H104ZM163 150V149H162ZM163 150V151H164ZM28 150H26V152H27ZM47 151V150H46ZM58 151V150H57ZM72 151V152H73ZM87 151V150H86ZM236 151V153H237V150H235ZM21 152L22 151H20L19 149L18 150H16V148H15V145H14V141L13 142H5V144H3L2 145V147L0 146V155H5V154H8V156H6V159H8L7 157H12L13 158V160H16V161H19L20 162V160L22 159V157H20L19 156V154H21ZM35 152V151H34ZM43 152V151H42ZM41 152V153H42ZM48 152V151H47ZM56 152V151H55ZM55 152H53V153H55ZM58 152H61V151H58ZM63 153L64 152H67V151H65V150H63L62 151ZM93 153H94V151H92ZM97 152V151H96ZM160 152H161V150H160ZM159 152V153H160ZM187 152V153H186ZM216 152V153H217ZM248 152V151H247ZM46 153V152H45ZM44 153V154H45ZM51 152H49V154H50ZM104 153H106L105 151H104ZM107 153L105 154V155H107ZM43 154V153H42ZM47 154V153H46ZM48 154V155H49ZM61 153H59V155H60ZM64 154H66V153H64ZM63 154V155H64ZM211 154V153H210ZM233 154V153H232ZM63 155H61V156H63ZM93 155V154H92ZM108 155H110V153L108 154ZM108 155H107V157H108ZM204 155H206V154H204ZM5 156H3L4 158H5ZM27 156V155H26ZM35 156H37V155H35ZM38 156H40V155H38ZM44 156V155H43ZM42 156V159L44 158ZM50 156V155H49ZM49 156H47V157H49ZM115 156V157H116ZM3 157L1 158V160H0V162L2 163V162H4V159H3ZM46 157V156H45ZM47 157H46V159H47ZM52 157L53 156H51V157H49V158H51L52 159ZM110 157V156H109ZM108 157V158H109ZM126 157H127V155H126ZM162 157V156H161ZM209 157V156H208ZM28 158V157H27ZM59 158V157H58ZM61 158V157H60ZM60 158H59V160H60ZM106 158V157H105ZM210 158V157H209ZM29 159H31V158H29ZM36 159V158H35ZM35 159H34V161H35ZM45 159V160H46ZM51 159H50V161H51ZM55 160H56V158H54ZM65 159V158H64ZM76 159V158H75ZM120 158H117L114 162L115 163H117L118 165L117 166H119L120 164L122 165V163L123 164H127V162H126V160H119ZM124 159V158H123ZM190 159V158H189ZM234 159H236V158H234ZM12 160V159H11ZM23 160V159H22ZM28 160V159H27ZM72 160V159H71ZM88 160V159H87ZM98 160H99V158H98ZM110 160H111V158H110ZM25 161H26V159L24 160V163H25ZM30 161V160H29ZM37 161V160H36ZM35 161V162H36ZM41 161V160H40ZM61 161H63L62 159H61ZM66 161H67V158H66ZM69 161V160H68ZM67 161V162H68ZM96 161H97V159H96ZM208 161V160H207ZM259 161V160H258ZM9 162V161H8ZM27 162V161H26ZM33 162V161H32ZM56 162V161H55ZM66 162V163H67ZM75 162V161H74ZM113 162V161H112ZM113 162V163H114ZM210 162V161H209ZM209 162L207 163L208 165H209ZM0 163V164H1ZM17 163V162H16ZM37 163V162H36ZM35 163V164H36ZM59 163H60V161H59ZM64 163V162H63ZM62 163V164H63ZM76 163V162H75ZM257 163V162H256ZM12 164H14V163H12ZM11 164V165H12ZM34 164V165H35ZM38 164H39V161H38ZM45 164V163H44ZM48 164H50V163H48ZM77 164H78V162H77ZM112 164V163H111ZM110 164V165H111ZM129 164V163H128ZM191 164V163H190ZM225 164V163H224ZM4 166H5V164H3ZM7 165V164H6ZM20 165V164H19ZM22 165H23V163H22ZM28 165H30V162L28 163ZM47 165V164H46ZM58 164H56V166H57ZM91 165V164H90ZM115 164H113V165H111L112 167L114 166ZM120 165V166H121ZM8 166V165H7ZM58 166H61L62 167V165H58ZM57 166V167H58ZM72 166V165H71ZM81 166V165H80ZM235 166V165H234ZM237 166V165H236ZM30 166H24V168L23 167H21L22 169H24V171L26 170V169H30L29 168ZM40 167V166H39ZM63 167H64V165H63ZM79 167V166H78ZM111 167V168H112ZM233 167V166H232ZM231 167V168H232ZM254 167V166H253ZM2 168V167H1ZM5 168V167H4ZM18 168H19V166H18ZM37 168V167H36ZM46 168H48V167H46ZM50 168V167H49ZM64 168H66V166L64 167ZM77 168V167H76ZM80 168V167H79ZM230 168V169H231ZM15 169H17V167L15 168ZM20 169V168H19ZM22 169H20V170H22ZM33 169H34V167H33ZM73 169V168H72ZM78 169V168H77ZM82 169H84V168H82ZM116 169V168H115ZM207 169V168H206ZM217 169V168H216ZM243 169H244V167H243ZM245 169H247V168H245ZM14 170V169H13ZM32 170V169H31ZM39 170H40V168H39ZM68 170H69V168H68ZM76 170V169H75ZM114 170V169H113ZM221 170H223V171H225V173H226V175H225V177L224 176H217L218 178H221V177H224V180H226L228 177H229V169L228 168H226V166H223V167H220V169L218 168L217 169V171H215L216 173H219ZM7 171V170H6ZM30 171V170H29ZM29 171H28V173H29ZM65 171V170H64ZM63 171V173H65ZM232 171V170H231ZM26 172H27V170H26ZM31 172V171H30ZM43 173H45V171H42ZM42 172H40L41 173V177H45L46 175H43L42 176ZM59 172V171H58ZM68 172V171H67ZM253 172H254V170H253ZM252 172V173H253ZM4 173V172H3ZM9 173V172H8ZM33 173H35V172H33ZM32 173V174H33ZM40 173H38V174H40ZM48 173V172H47ZM82 173V172H81ZM31 174V175H32ZM36 174V173H35ZM46 174V173H45ZM51 174V173H50ZM49 174V175H50ZM68 174V173H67ZM69 174H70V172H69ZM68 174V175H69ZM79 174V173H78ZM190 174V173H189ZM201 173H199V175H200ZM9 176H10V174H8ZM65 176H66V174H64ZM67 175V176H68ZM81 174H79V176H80ZM247 175V174H246ZM14 176V175H13ZM12 176V177H13ZM20 176V175H19ZM37 176V175H36ZM39 176V175H38ZM57 176H59V175H57ZM70 176V175H69ZM68 176V177H69ZM73 176V175H72ZM172 176L173 175H170L169 177H167V178H165L164 180H167V179H169V178H172ZM191 176V175H190ZM197 175H195V177H196ZM11 177V178H12ZM21 177V176H20ZM177 177V176H176ZM6 178V180H4L3 178V180L2 181H4V183L7 185L9 182V177H5ZM36 178V177H35ZM64 178V177H63ZM95 178V179H94ZM13 179V178H12ZM38 179V178H37ZM58 179H60V178H58ZM57 179V180H58ZM73 179V178H72ZM75 179V178H74ZM1 180V179H0ZM16 179H14L13 181H15ZM21 180V179H20ZM33 180H35V179H33ZM49 180V179H48ZM66 180V179H65ZM67 180H69V179H67ZM237 180V179H236ZM46 181H47V179H46ZM118 181V182H117ZM35 182V181H34ZM45 182V181H44ZM164 182V181H163ZM162 182V183H163ZM185 182V181H184ZM231 182H233L232 180H231ZM262 182V181H261ZM31 183H33V182H31ZM42 183V182H41ZM56 183V182H55ZM65 183V182H64ZM67 183H69L68 181H67ZM115 183V184H116ZM161 182H160V184H162ZM188 183V182H187ZM199 183H201V182H199ZM227 183V182H226ZM260 183V182H259ZM2 184V183H1ZM18 184V183H17ZM43 184V183H42ZM45 184H46V182H45ZM44 184V185H45ZM50 184V183H49ZM114 184V185H115ZM119 184V183H118ZM204 186H205V189H206V192H207V199H206V201L203 203V204H201V205H199V206H197L196 207V209H195V211H194V213L193 214H195L196 215V217H197V219L199 220V221H201L200 219H202L203 220V218H205V217H207V218H209L208 220H210V221H208V222H210V224H209V228H210V231H212V228L213 229H215V230H217V227H216V224H217V219H216V216L217 215H215V214H213V211H212V215L210 214V215H207V214H204L203 213V211H202V209L201 208H203V206H205V204H211L212 203V201L214 200V198H217L216 196H212V195H210L211 194V190H210V186H208V184H206V183H202ZM36 185H38L37 183H36ZM65 185V184H64ZM121 185V184H120ZM221 185V184H220ZM261 185H263V184H261ZM41 186V185H40ZM46 186H48V185H46ZM51 186V185H50ZM54 186V185H53ZM63 186V185H62ZM80 186H82V185H80ZM104 186H106L105 187V189H104ZM255 186V185H254ZM1 187H3V186H1ZM5 188H6V186H4ZM34 187H36V186H34ZM71 187V186H70ZM110 187V186H109ZM116 187V186H115ZM154 187V186H153ZM18 188H20V187H18ZM38 188H40V187H38ZM64 188H66V187H64ZM76 188V187H75ZM78 188H79V186H78ZM123 188V189H122ZM157 188V187H156ZM68 189V188H67ZM93 189H95V190H93ZM108 189V188H107ZM253 189V188H252ZM41 190H42V188H41ZM47 190V189H46ZM55 190H56V188H55ZM54 190V191H55ZM59 190H60V188H59ZM61 190H62V188H61ZM66 190V189H65ZM157 190V189H156ZM260 190V189H259ZM7 191V190H6ZM35 191V190H34ZM51 191V190H50ZM155 191V190H154ZM12 192V191H11ZM39 192V191H38ZM43 192V191H42ZM56 192V191H55ZM151 192V191H150ZM250 192V191H249ZM36 192H34V194H35ZM46 193H49V192H46ZM61 193H63V192H61ZM68 192H65V194H67ZM154 193V192H153ZM6 194V193H5ZM8 194V193H7ZM13 194H15V193H13ZM39 194V193H38ZM37 194V196H39ZM54 194H57V193H54ZM60 194V193H59ZM69 194V193H68ZM85 194L86 195H88L87 197H85ZM51 195V194H50ZM71 195H74V193H72ZM145 195V194H144ZM148 195V194H147ZM7 196V195H6ZM9 196V195H8ZM10 196H12V195H10ZM37 196H36V198H37ZM46 196V195H45ZM51 196H53V195H51ZM56 196V195H55ZM58 196H60V195H58ZM62 196V195H61ZM76 196V195H75ZM221 196H223V198H225V197H227L228 196V194L226 195V193L224 194H222V193H219L218 194V197L219 198H221ZM1 197V196H0ZM14 197V196H13ZM143 197H146V196H143ZM48 198V197H47ZM62 198V197H61ZM61 198H60V201H61ZM65 198V197H64ZM114 198V197H113ZM6 199V198H5ZM9 199V198H8ZM42 199V198H41ZM40 199V200H41ZM44 199V198H43ZM57 199H59V198H57ZM116 199V198H115ZM139 199H141V198H139ZM138 199V200H139ZM229 199V198H228ZM36 201H37V199H35ZM49 200H50V198H49ZM55 199H53L52 200V202L54 201ZM144 200V199H143ZM227 200V199H226ZM4 201V200H3ZM57 201V200H56ZM55 201V202H56ZM59 201V200H58ZM88 201V202H89ZM101 201V202H102ZM106 201V200H105ZM132 201V200H131ZM10 202V201H9ZM51 202V203H52ZM96 202V201H95ZM23 203V202H22ZM25 203H27V202H25ZM46 203V202H45ZM49 203H50V201H49ZM48 203V207L49 206H51L52 204H49ZM56 203H58V202H56ZM98 203V202H97ZM104 203V202H103ZM122 203V202H121ZM134 203H135V201H134ZM191 203H192V200L191 199H187V200H183L182 202H181V204L180 205H178V206H180V207H183V208H188L190 205H191ZM229 203H231V202H229ZM236 203V202H235ZM7 204H9V203H7ZM32 204H35V203H32ZM47 204V203H46ZM45 204V205H46ZM55 204V203H54ZM62 204H64L63 202H62ZM61 204V205H62ZM93 204V203H92ZM100 204V203H99ZM99 204H96V206L97 205H99ZM132 203H129V205H131ZM233 204V203H232ZM14 205V204H13ZM12 205V206H13ZM31 205V204H30ZM60 205V206H61ZM76 205V206H77ZM91 205V204H90ZM94 205V204H93ZM115 205V204H114ZM120 205V204H119ZM127 205V204H126ZM129 205H127V206H129ZM227 205H229V204H227ZM22 206H24V204L22 205ZM54 206V205H53ZM96 206H95V208H96ZM116 206H117V202H116ZM62 207V206H61ZM70 207H72V205L70 206ZM98 207V206H97ZM99 207H101V206H99ZM14 208V207H13ZM39 208V207H38ZM4 209V208H3ZM22 209V208H21ZM36 209H37V207H36ZM36 209H35V207H34V211H36ZM47 209V208H46ZM54 209V208H53ZM64 209H65V207H64ZM97 209V208H96ZM99 209V208H98ZM108 209V208H107ZM112 209V208H111ZM110 209V210H111ZM119 209V208H118ZM241 209V208H240ZM23 210V209H22ZM25 211H26V209H24ZM24 210H23V212H24ZM32 210V209H31ZM48 210V209H47ZM100 210V209H99ZM104 210H106V209H104ZM242 210V209H241ZM16 211H18V210H16ZM28 211V210H27ZM30 211V210H29ZM28 211V212H29ZM43 211V210H42ZM48 211H50V210H48ZM47 211V214L48 213H50V212H48ZM61 211V210H60ZM101 211V210H100ZM112 211V210H111ZM4 212V211H3ZM39 212V211H38ZM37 211H36V213H38ZM52 212V211H51ZM56 212V211H55ZM109 212V211H108ZM119 212V211H118ZM168 212V211H167ZM25 213V212H24ZM35 213V212H34ZM34 213H31V214H34ZM39 213H41V212H39ZM57 213V212H56ZM55 213V214H56ZM110 213V212H109ZM23 215V214H22ZM28 215V214H27ZM35 215H37V214H35ZM44 215V214H43ZM52 215V214H51ZM99 215V214H98ZM108 215V214H107ZM248 217H249V220H250V224H253L254 226H256V227H264V201H262V204H260V206H257V207H255L254 209H249L248 210ZM56 216V215H55ZM58 216V215H57ZM243 216H245V215H243ZM19 217H22V216H19ZM32 217V216H31ZM50 216H48V218H49ZM113 217V216H112ZM117 217H118V215H117ZM116 217V218H117ZM226 217V216H225ZM229 217V216H228ZM5 218V217H4ZM47 218V219H48ZM50 218H52V217H50ZM49 218V219H50ZM54 218V217H53ZM55 218H57V217H55ZM59 218V217H58ZM57 218V219H58ZM217 218H219V217H217ZM23 219V218H22ZM44 219V218H43ZM60 220L62 219V218H59ZM58 219V220H59ZM64 219V218H63ZM84 219V220H83ZM120 219H121V217H120ZM120 219H118L117 220V222H119L120 224H121V226L124 228V232H125V234L129 237L127 240H125L123 243H118V244H112L110 247H112V248H119V249H123L125 246H130V245H138V244H140V241H138V240H136V239H134V238H132V236H133V229L132 228H130V227H126V225H124V223L123 222H121L120 221ZM2 220H4V219H2ZM17 220H19L18 219V217H17ZM21 220V219H20ZM110 220V219H109ZM122 220V219H121ZM196 220V219H195ZM220 220V219H219ZM229 220H230V218H229ZM8 221V220H7ZM7 221H6V219H5V221H2V222H6L7 223ZM22 221H24V220H22ZM92 221V222H91ZM108 221V220H107ZM186 221V220H185ZM222 221V220H221ZM9 222V221H8ZM31 222V221H30ZM37 222V221H36ZM35 222V223H36ZM110 222V221H109ZM187 222V221H186ZM202 222V221H201ZM1 223V222H0ZM5 223V224H6ZM26 222H24V224H25ZM29 223V222H28ZM107 223V222H106ZM203 223V222H202ZM206 223V222H205ZM234 223V222H233ZM219 224H221V223H219ZM235 224V223H234ZM234 224H232V225H234ZM10 225H12V224H10ZM28 226H29V224H27ZM55 225V224H54ZM72 225L73 226H70L69 228H65V227H63V228H65L67 231V233H68V235L70 234V235H74V233L76 232V230H77V228H81V226L80 225H78V224H75V223H72ZM168 225V224H167ZM9 226V225H8ZM25 227V229H26V224L24 225ZM80 226V227H79ZM202 226V225H201ZM200 226V227H201ZM207 226V225H206ZM219 226V225H218ZM10 227V226H9ZM31 227V226H30ZM29 227V228H30ZM35 227V226H34ZM37 227V226H36ZM220 227H222V226H220ZM17 228V227H16ZM15 228V229H16ZM85 228V227H84ZM60 229V228H59ZM65 229H64V231H65ZM171 229V228H170ZM222 229H223V227H222ZM227 229V228H226ZM225 229V230H226ZM17 230V229H16ZM23 230V229H22ZM62 231H63V229H61ZM162 230V229H161ZM219 230V229H218ZM224 230V229H223ZM19 231V230H18ZM59 231V230H58ZM57 231V232H58ZM205 231H206V229H205ZM232 231H233V228H232ZM14 232H16V231H14ZM13 232V233H14ZM56 232V231H55ZM56 232V233H57ZM59 232H61V231H59ZM222 232H224V231H222ZM12 233V232H11ZM29 233V232H28ZM55 233V234H56ZM214 233V232H213ZM17 234V233H16ZM30 234H31V232H30ZM59 234V233H58ZM11 235V234H10ZM24 235V234H23ZM62 235V234H61ZM227 234L225 233V236H226ZM231 235H232V233H231ZM234 235V234H233ZM15 236V235H14ZM22 236V235H21ZM54 236V235H53ZM56 236V235H55ZM212 236V235H211ZM235 236H237V235H235ZM5 237V236H4ZM171 239V243H178V242H186V240L188 239L187 238V233H185V232H178V233H168V232H166V229H163L162 230V234L161 235H159V236H157L155 239H151V238H147V237H145L144 238V240H143V243H145V244H159L160 242H161V240H163V238L164 239H169V238ZM173 237H177V239H175V240H173L172 238ZM206 237V236H205ZM230 237H232V236H230ZM234 238H236V237H234ZM16 239V238H15ZM67 239V238H66ZM65 239V240H66ZM237 239V238H236ZM241 239H244V238H241ZM57 240V239H56ZM12 241V240H11ZM75 241H77L78 243H79V245L80 244H83V245H85V248H88V245H90L91 247H109V246H106V245H104V244H100V243H96V244H93L91 241H89V240H87V237H81L79 240H75ZM169 241V240H168ZM190 241H192V240H190ZM189 241V242H190ZM214 241V240H213ZM217 241H219V240H217ZM220 241H222V240H220ZM233 241V240H232ZM232 241H231V243H232ZM238 241V240H237ZM76 242V243H77ZM223 242V241H222ZM228 242V241H227ZM234 242H235V239H234ZM16 243V242H15ZM238 243H240V241L238 242ZM237 243V244H238ZM14 244V243H13ZM59 244V243H58ZM205 244V243H204ZM229 244V243H228ZM78 245V246H79ZM224 245V244H223ZM227 245V244H226ZM242 245V244H241ZM205 246V245H204ZM215 246V245H214ZM175 247V246H174ZM227 247V246H226ZM246 247H249V248H254L255 246L254 245H247L246 244ZM155 248H157V247H155ZM220 248V247H219ZM171 249V248H170ZM205 249H206V247H205ZM18 250V249H17ZM204 250V249H203ZM122 251V250H121ZM207 253H208V251L207 250H205ZM245 251V250H244ZM28 252V251H27ZM131 252V251H130ZM199 252H200V250H199ZM25 253V252H24ZM138 253V252H137ZM241 253V252H240ZM247 253V252H246ZM119 254V253H118ZM210 254H211V251H210ZM144 255V254H143ZM212 255V254H211ZM211 255H208V256H211ZM47 256V254H43L42 255V258H45ZM58 256V255H57ZM40 257V256H39ZM38 256H37V258H39ZM48 257V256H47ZM59 257V256H58ZM31 258H33V257H31ZM42 258H40V259H42ZM60 258V257H59ZM36 259V258H35ZM262 259H264V257H262ZM12 260H14L13 258H12ZM125 260V259H124ZM205 260H206V258H205ZM30 261V260H29ZM15 262V261H14ZM34 262V261H33ZM59 262H61V261H59ZM88 262V261H87ZM226 262V261H225ZM25 263V262H24ZM259 263V262H258ZM260 263H261V261H260ZM174 264V263H173ZM224 264V263H223ZM257 264V263H256Z\"/></svg>",
  "mask_w": 264,
  "mask_h": 264
},
{
  "label": "clouds",
  "instance_id": "3",
  "mask_svg": "<svg viewBox=\"0 0 264 264\" xmlns=\"http://www.w3.org/2000/svg\"><path fill=\"white\" fill-rule=\"evenodd\" d=\"M130 2L131 0H0V91L22 82L37 67L49 70L53 67L62 69V58L80 56L90 40L106 39L100 35L103 29L115 22ZM248 4L249 0L237 4L236 11L241 12ZM251 7H258L259 11L251 16H243L237 25L240 31L233 32L228 36V40L238 43L242 38L252 39L253 23L257 17L264 18V0H259L258 5L253 4ZM228 40L225 43H228ZM163 44L166 46L168 41H164ZM261 51H264V48L256 49L255 54L259 55ZM143 67L144 64L135 56L126 57L116 67L118 83L121 86L128 84ZM95 83V79L89 80L83 85V91L87 100L98 102L103 96L100 92L94 91ZM194 83L195 81L190 82L189 87ZM258 89L264 92V83L258 85ZM0 99H7V96ZM240 123H243V120L239 116L225 121L227 126L232 127ZM177 173L176 165L169 161L165 170L158 172L157 175L163 182L165 178ZM225 175L223 170L218 173V176ZM13 183L15 181H10L9 185ZM187 199H191L192 203L186 209V215L191 214L197 206L206 201L207 192L205 186L198 182V177L194 176L187 185L180 190L172 191L168 196V201L173 206H178ZM95 211H89L88 216L94 215ZM242 218L248 222L246 215ZM32 219L39 221L35 214ZM56 227L48 222L38 223L39 231L32 236L34 256H41L58 246L56 241L50 239ZM248 227L247 243L255 246L257 257H264V227H256L253 224H248ZM9 230L7 225L0 226V235ZM97 231L98 236L89 235L88 229L81 227L74 233L73 240L87 237L93 244L100 243L110 247L129 238L121 224L115 220L100 225ZM172 239L175 240L177 237ZM16 255L18 250L10 239L0 242V264H9ZM58 260L59 258L54 259L52 264H58ZM77 264L86 262L80 260Z\"/></svg>",
  "mask_w": 264,
  "mask_h": 264
}]
</instances>
